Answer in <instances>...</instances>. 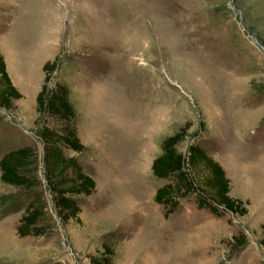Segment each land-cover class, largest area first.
Wrapping results in <instances>:
<instances>
[{
  "label": "rangeland",
  "instance_id": "obj_1",
  "mask_svg": "<svg viewBox=\"0 0 264 264\" xmlns=\"http://www.w3.org/2000/svg\"><path fill=\"white\" fill-rule=\"evenodd\" d=\"M0 51L22 95L0 109V157L33 146L39 168L31 191L0 182V264H90L103 244L113 264H264V0H0ZM55 58L48 86L69 88L84 146L64 155L95 183L79 222L59 219L43 177L38 133L55 123L35 98ZM182 127L177 151L198 145L219 163L245 215L212 214L196 194L167 216L155 203L170 181L152 161ZM38 194L44 233L21 238Z\"/></svg>",
  "mask_w": 264,
  "mask_h": 264
},
{
  "label": "trees",
  "instance_id": "obj_2",
  "mask_svg": "<svg viewBox=\"0 0 264 264\" xmlns=\"http://www.w3.org/2000/svg\"><path fill=\"white\" fill-rule=\"evenodd\" d=\"M57 62L55 58L43 64V83L35 98L38 117L51 119L55 123L53 127L44 125L38 133L43 148V177L59 219L79 222L77 198L91 196L95 183L83 172L76 158L64 155L65 150L81 153L84 146L74 124L75 110L69 88L62 84H55L52 89L48 86ZM21 98V93L8 76L0 51V109L11 110L14 102ZM187 130L182 127L177 133L166 137L161 143V153L152 161L153 177L170 181L156 190L155 203L166 209L167 216L176 209L180 197L196 194L197 206L208 209L212 214L217 215V209L222 208L231 214L245 215L244 203L230 197L229 180L219 163L198 145H190L186 155L177 151L176 146L184 140ZM38 170L37 149L33 146L8 150L0 157V182L13 189L31 191L38 182ZM45 208L39 194L27 203L16 228L19 237L44 233L39 223L45 216ZM261 234L260 243L264 246V224L261 225ZM234 242L236 248L246 244L242 235L235 236ZM113 257L112 247L103 244L101 253L88 258L90 264H113Z\"/></svg>",
  "mask_w": 264,
  "mask_h": 264
},
{
  "label": "crops",
  "instance_id": "obj_3",
  "mask_svg": "<svg viewBox=\"0 0 264 264\" xmlns=\"http://www.w3.org/2000/svg\"><path fill=\"white\" fill-rule=\"evenodd\" d=\"M8 64H9V62H8ZM7 64V61H6V69H7V72H8V70L10 71V66ZM30 92V91H29ZM32 92V91H31ZM35 92L33 91V94H34ZM36 95H37V93H36Z\"/></svg>",
  "mask_w": 264,
  "mask_h": 264
}]
</instances>
